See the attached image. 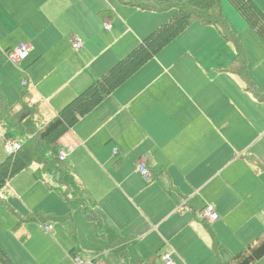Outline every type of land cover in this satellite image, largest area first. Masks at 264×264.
Returning a JSON list of instances; mask_svg holds the SVG:
<instances>
[{"label": "crops", "instance_id": "obj_1", "mask_svg": "<svg viewBox=\"0 0 264 264\" xmlns=\"http://www.w3.org/2000/svg\"><path fill=\"white\" fill-rule=\"evenodd\" d=\"M255 1L264 11V0ZM231 6L223 2L224 15L264 91V41ZM173 12L129 0H0V86L17 103L9 115L25 119L27 105L49 118L37 127L46 125ZM74 39L83 47L74 48ZM22 43L30 55L14 64L7 53ZM235 57L217 27L194 23L66 132L59 140L60 151L68 152L61 164L72 170L74 183L61 184L51 173L53 181L35 177L29 196L48 198L59 216L34 214L20 203L27 213L17 210V221L27 228L26 241L33 236L28 224H37L21 264H76L75 257L163 264L166 253L176 264H220L255 242L264 232V102L228 71ZM5 128L0 163L8 157ZM139 161L152 177L136 171ZM13 178L0 206L18 198ZM63 194L78 205L72 208ZM208 204L220 216L210 224L199 218ZM47 223L49 232L42 227Z\"/></svg>", "mask_w": 264, "mask_h": 264}, {"label": "trees", "instance_id": "obj_2", "mask_svg": "<svg viewBox=\"0 0 264 264\" xmlns=\"http://www.w3.org/2000/svg\"><path fill=\"white\" fill-rule=\"evenodd\" d=\"M229 1L245 19L247 24L264 41V11L256 1ZM129 4L148 10H173L174 12L166 22L144 38L141 43L115 64L105 75L97 79L64 106L55 118L36 132L37 134L28 132V135H31L30 137L25 134V141L21 149L13 155H8L0 163V193L13 177L34 163L40 164L41 169L45 173L56 172L59 174L61 184L72 186L74 183L72 170L63 167L59 160L60 138L74 127L82 117L93 111L134 73L194 23L217 27L222 37L234 45L236 57L228 67V71L240 76L245 82L247 90L256 99L264 102V91L258 88L251 77L246 49L239 35L232 29L228 19L224 15L223 0H159L157 4L129 0ZM25 86H28V84L26 83ZM28 96L27 89H24L23 101ZM0 109L2 111L1 115L4 116L6 114L4 117L8 119V105L1 86ZM30 109L35 108L29 107ZM30 114H32V111L27 113L24 121H26ZM262 167L264 168V165ZM63 195L67 198L65 194ZM67 199L72 208L78 205V202L69 198ZM86 214L88 218L94 219L99 223L98 218L93 212L87 209ZM215 243L216 247L219 246L217 241ZM263 257L264 232L255 242L239 251L230 261L220 264H255ZM0 261L2 264H14L1 249Z\"/></svg>", "mask_w": 264, "mask_h": 264}, {"label": "rangeland", "instance_id": "obj_3", "mask_svg": "<svg viewBox=\"0 0 264 264\" xmlns=\"http://www.w3.org/2000/svg\"><path fill=\"white\" fill-rule=\"evenodd\" d=\"M223 2L229 3V5H231L229 0H224ZM231 9H234V8L231 6ZM14 66H16L17 69L19 68L17 65H14ZM15 71L16 70H10L11 73ZM28 88L29 89L32 88L30 86V83H29ZM2 92H3V89H2ZM5 98H6V95H5ZM6 103L9 109V113L7 114L9 115L11 112L13 113L15 111L14 109L17 107V103H12V100L9 99L8 101L7 98H6ZM31 111H32V114H30V116L27 117L26 121H23L24 119L23 118L21 119L20 116L12 117L9 115L8 119H6L4 117L6 114L4 116L0 114V127L2 128H5V126L7 127L5 129H7L8 139H16V137L23 138L25 137V134L28 135V132H34L35 134L38 130L42 129L45 126V125H42L40 127H37L36 125V122H38V124H42L44 123L45 120L49 119L47 116H43L44 114H41L40 117H37L35 116L36 111L34 109L29 110V107L27 106L24 109L23 115L24 114L27 115V113ZM28 136L30 137L31 135H28ZM21 141H25V140L22 139ZM3 154H4V150L3 152L0 151V156H2ZM36 164L37 163L32 164L30 167L26 168L25 170L17 174L16 177H14L15 179L13 178L14 179L13 187H15V190H17L18 192L17 197L19 199L18 198H15V199L9 198V200L6 199L5 203L8 204L10 207H7L5 205L0 206V249L3 251V253H5L8 256L10 260H12L14 264H16V262L17 263L19 262L21 264V262L26 261L25 257L28 253V250L31 247V243L34 240H36L35 230H34V227L37 225L36 223L28 224L29 232L33 234L30 240L26 241V237L22 236L27 233V228H24L22 224L20 225L18 223L17 221L18 216H21V215L19 213L17 215L16 212L17 210L21 213H27V212L26 210L23 209L20 203H23V205L28 210H31V212H33L34 214L38 213V210L41 209L42 212L44 213L51 212L52 214L55 213L54 214L55 216H59V209L53 206L52 203L48 200V198L46 197L33 198L32 196H29L30 192H32L31 184L34 183L36 176L46 178L49 181L54 180L52 177H50V175H47V173H45L42 169L38 170L39 166ZM51 174L55 176L56 175L59 176V174H57L56 172H51ZM10 191H12V186L10 188ZM0 201H2V199H0ZM32 208H33V211H32ZM24 215L26 216L27 214H24ZM61 227L64 228L67 226L62 225ZM64 230L66 229H62V234H64ZM67 233L69 234L68 230H67ZM41 243L45 246L47 252H50L54 249L53 247H50L49 245L50 243L46 239L41 241ZM214 244L216 246L215 241H214Z\"/></svg>", "mask_w": 264, "mask_h": 264}, {"label": "built area", "instance_id": "obj_4", "mask_svg": "<svg viewBox=\"0 0 264 264\" xmlns=\"http://www.w3.org/2000/svg\"><path fill=\"white\" fill-rule=\"evenodd\" d=\"M112 26L110 21L105 22L106 29H110ZM73 47L78 49L83 47L84 43L81 39H74L73 41ZM30 45L28 43H22L18 47L14 48L13 50H10L7 55L9 61H11L14 64H18L22 62L23 60L27 59L30 55ZM27 81H24L23 84L25 85ZM24 141H20L17 139H5L4 140V147L8 155H13L16 153L19 149H21ZM68 156V152L63 150L59 152V160L61 162H65L66 158ZM136 171L140 173L145 178L152 177L151 170L147 167L146 163L144 161H139L136 165ZM199 218L204 220L207 223H214L217 220H219L220 216L218 212L216 211V208L212 204L206 205L200 212H199ZM45 231L49 232L52 229V224H45L42 226ZM163 264H176V260L171 256V254L166 253L162 256ZM75 263L76 264H98L94 258H84V257H75Z\"/></svg>", "mask_w": 264, "mask_h": 264}]
</instances>
